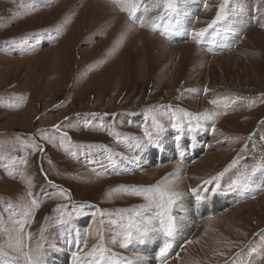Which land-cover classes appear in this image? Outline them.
<instances>
[{
	"label": "rangeland",
	"instance_id": "1",
	"mask_svg": "<svg viewBox=\"0 0 264 264\" xmlns=\"http://www.w3.org/2000/svg\"><path fill=\"white\" fill-rule=\"evenodd\" d=\"M0 264H264V0H0Z\"/></svg>",
	"mask_w": 264,
	"mask_h": 264
},
{
	"label": "bare ground",
	"instance_id": "2",
	"mask_svg": "<svg viewBox=\"0 0 264 264\" xmlns=\"http://www.w3.org/2000/svg\"><path fill=\"white\" fill-rule=\"evenodd\" d=\"M187 220V219H186Z\"/></svg>",
	"mask_w": 264,
	"mask_h": 264
}]
</instances>
